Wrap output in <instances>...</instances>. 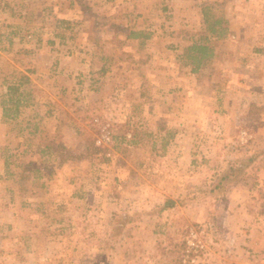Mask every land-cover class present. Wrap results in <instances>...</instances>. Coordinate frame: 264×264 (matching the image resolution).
Instances as JSON below:
<instances>
[{
    "label": "rangeland",
    "instance_id": "rangeland-1",
    "mask_svg": "<svg viewBox=\"0 0 264 264\" xmlns=\"http://www.w3.org/2000/svg\"><path fill=\"white\" fill-rule=\"evenodd\" d=\"M0 264H264V0H0Z\"/></svg>",
    "mask_w": 264,
    "mask_h": 264
},
{
    "label": "trees",
    "instance_id": "trees-1",
    "mask_svg": "<svg viewBox=\"0 0 264 264\" xmlns=\"http://www.w3.org/2000/svg\"><path fill=\"white\" fill-rule=\"evenodd\" d=\"M209 15L207 11L203 12V21L206 23L205 30L206 33L199 36L198 39L193 40L190 44L187 45L185 51L187 52V56L189 57L191 63H193L192 71H196L203 63L207 60L208 57L212 56L213 54V48L210 43V37H220L223 35V32L225 31V27L222 26V19L220 17L213 18L211 21L209 20ZM150 34L148 32H145L143 30H129V32L126 34L127 38H133V39H140L141 41L148 38ZM9 92H15L17 90L14 86H8ZM14 104V112L17 111L18 107V100H10ZM10 109L3 108V116H10V112H8ZM249 160H252V157L249 158ZM245 164H238V166L231 165L226 170H224L223 174L219 177V181L215 184L214 189L218 188L222 181L228 177H231L237 173V171L244 167ZM175 205V201L167 198L163 202V205L161 208H168L173 207Z\"/></svg>",
    "mask_w": 264,
    "mask_h": 264
}]
</instances>
